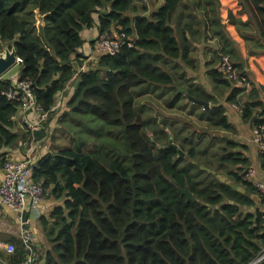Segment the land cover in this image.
I'll return each mask as SVG.
<instances>
[{
	"label": "trees",
	"instance_id": "obj_1",
	"mask_svg": "<svg viewBox=\"0 0 264 264\" xmlns=\"http://www.w3.org/2000/svg\"><path fill=\"white\" fill-rule=\"evenodd\" d=\"M238 4L247 15L244 25L237 22L241 36L264 51V0ZM178 7L177 0L152 10L139 0H0V51L13 47L21 59L12 79L0 76V170L19 160V142L43 140L48 151L23 160L35 161L33 181L43 178L46 198L59 201L39 219L46 247L40 264H264V196L246 175L247 146L222 135L234 129L224 105L203 88L185 91L210 103L198 106L209 128L196 141L187 133L186 147L176 142L182 130L144 116L167 92L165 110L187 98L173 71L176 60L193 66L183 25L172 22ZM185 23L189 29L192 21ZM93 25L113 37L126 33L132 45L114 56H84L82 31ZM218 31V58L231 53L247 75ZM211 79L230 87L226 102L242 109L243 121L264 125V86L251 82L245 91L216 69ZM14 80L31 81L36 102L49 112L33 134L15 130L19 101L5 95ZM149 90L157 94L142 96ZM53 115H60V130ZM260 163L264 173L263 155ZM185 188L190 198L180 192ZM13 244L6 260L17 262L23 246Z\"/></svg>",
	"mask_w": 264,
	"mask_h": 264
},
{
	"label": "crops",
	"instance_id": "obj_2",
	"mask_svg": "<svg viewBox=\"0 0 264 264\" xmlns=\"http://www.w3.org/2000/svg\"><path fill=\"white\" fill-rule=\"evenodd\" d=\"M178 5L182 8L179 11V7L173 12V23L176 19H179L180 24L183 25L187 39H189L190 47V58L193 61V66H188L181 61L176 60L177 65L175 66L174 72H178L181 76L182 85L179 87L181 90L186 91L187 89H199L203 88L207 93L212 95L218 102L224 105L226 116L229 122L232 124L234 129L232 132H226L222 134L225 137L245 144L247 146V151L244 152L247 157L251 160V166L249 168L255 169V176L250 179L253 183L259 181L264 184V173L261 170L260 163V153L258 152L257 145L252 140V126L248 122H245L241 118V114L232 106V103L226 102V97L230 92V87L224 84H215L211 79L212 71L216 69L218 64V54L220 47L222 46L223 39L221 36L225 31L230 39V43L226 45V50L235 51L233 55L234 63H240L243 70L247 73L248 78L251 82L256 85L264 86V51L262 48H254L252 44L241 36L239 28L237 27V22L244 25L247 20V15L245 13H240V6L238 0H177ZM164 0H150L147 8L152 10L161 4ZM228 11L232 12L233 19L230 20L228 17ZM131 15H133L131 13ZM219 19L220 26H217L216 20ZM186 21H192L189 29L187 28ZM211 21H214L213 24ZM248 26V25H247ZM189 31V32H188ZM98 34L95 25L89 28H85L82 31V37L86 40V43L93 40ZM208 35V36H205ZM85 43V44H86ZM85 46V45H84ZM83 46V47H84ZM82 50V48H81ZM249 50H256L258 53L253 54ZM227 54V53H226ZM231 53H228V55ZM96 53H92L93 58ZM230 56V55H229ZM231 58V57H230ZM165 61L164 63H166ZM169 62V61H168ZM239 71V70H238ZM102 73V72H101ZM250 89V88H249ZM249 89L245 90L248 91ZM182 92V91H181ZM183 93V92H182ZM145 95H156L157 91L144 92ZM170 92L165 93L164 97L169 96ZM261 101L264 103V95H261ZM195 104V105H194ZM210 105V103H209ZM202 106L193 103L189 99H183L180 103L176 104L171 111L172 112H182L184 114L188 113L191 115L202 114ZM23 113L18 111L14 117L15 120V130L22 134L23 131L27 129L22 125ZM28 118L32 121H36L37 117L33 113H28ZM205 121V119H204ZM203 121V122H204ZM41 128L39 125L38 130ZM205 128H209L205 121ZM48 131V129H46ZM197 138V134L194 135ZM203 138L206 140L208 134L203 133ZM43 142H33V141H23L19 142L21 149L13 152L15 157L18 159H37L44 155L49 147L45 149ZM1 178V170H0ZM46 202L49 209L59 203V201L54 199H47ZM32 228L36 235L35 245L42 248L41 241L44 240L42 233V226L40 220H34L32 223ZM18 222L15 218V213L9 208L0 205V241L11 242L18 241ZM8 256L5 254L3 249H0V264L2 260H6Z\"/></svg>",
	"mask_w": 264,
	"mask_h": 264
},
{
	"label": "built area",
	"instance_id": "obj_3",
	"mask_svg": "<svg viewBox=\"0 0 264 264\" xmlns=\"http://www.w3.org/2000/svg\"><path fill=\"white\" fill-rule=\"evenodd\" d=\"M139 2L148 5L150 0H139ZM84 45L82 53L90 58L92 53L114 56L120 52L124 45L131 46L132 42L126 33H117L113 37L111 32H103L95 36L93 44L88 42ZM16 60L17 64L21 62L19 57ZM216 70L222 78L245 90L251 87V80L247 75L238 71L228 54H220ZM5 95L9 100L19 101V111L23 113L22 122L32 134L38 130L40 123L48 119L49 112L35 100L31 81L14 80ZM232 106L239 114H242V109L239 106L235 104ZM28 113L37 116L36 122H32L28 118ZM252 140L257 145L259 153L264 157V125H257L252 128ZM34 166L35 161L32 160L8 159L3 163L1 169L0 205L15 213L18 222V238L24 251L22 260L17 262L2 260L1 262H5L4 264H40L41 261L40 253L35 245L36 235L32 223L34 220L40 219L42 215H47L50 209L46 202L44 179L41 178L37 181L32 179ZM246 175L249 179H252L255 176V169L248 168ZM254 184L260 195L264 196V184L259 181ZM0 249H3L6 255H10L14 253L15 246L11 242L0 241Z\"/></svg>",
	"mask_w": 264,
	"mask_h": 264
},
{
	"label": "rangeland",
	"instance_id": "obj_4",
	"mask_svg": "<svg viewBox=\"0 0 264 264\" xmlns=\"http://www.w3.org/2000/svg\"><path fill=\"white\" fill-rule=\"evenodd\" d=\"M175 23H173L174 25ZM237 27H242V25L237 24ZM18 64L16 63L14 66H12L7 72H5L3 74L2 77L4 78H10L13 75H16V73L18 72ZM104 76V73H101V76ZM142 96H148L145 94H142ZM135 106L137 109H141L142 107V100L141 99H135ZM145 102V101H144ZM164 104V96L160 95L158 96V102H156L154 105H152V107H147V111L144 113V116L146 118H153L155 117L156 119H158V123L162 124V126H166L169 125L170 131H174L177 132L178 130H182V132L177 136L176 138V142L177 143H182L185 147L188 146V140L186 139V135L187 133H191L192 138L194 141H196V139H194V135L197 134V132H201L202 130L206 129L205 128V123L203 121H201L202 114H197V115H191V114H184L182 112H172L169 110H165L163 107ZM60 115H53L52 116V127H55L54 130H56L57 127H60L58 124L56 123V121L59 119ZM58 118V119H57ZM108 132H114L115 129L114 128H107ZM71 132H73V130H71ZM147 135H151L150 132H146ZM210 136L213 135H218L216 133L210 132L209 133ZM65 135L63 134L61 136V140L62 142H65L66 139H64ZM58 138H60V136H58ZM115 141V137L111 136L110 137V141L109 142H113ZM205 141V139L201 142L203 143ZM43 142V140L41 141ZM201 143L200 144H196V147H201ZM213 153V152H212ZM211 156V154H210ZM47 196V191H46V195ZM41 246H43L42 248H39V246H37L39 253L41 254V251H43L46 247H45V242L44 240L41 241Z\"/></svg>",
	"mask_w": 264,
	"mask_h": 264
},
{
	"label": "water",
	"instance_id": "obj_5",
	"mask_svg": "<svg viewBox=\"0 0 264 264\" xmlns=\"http://www.w3.org/2000/svg\"><path fill=\"white\" fill-rule=\"evenodd\" d=\"M148 14H145V16H147ZM17 56H16V52L15 49L13 47H7L5 46L3 48L2 51H0V76H3V74L5 72H7L12 66H14L17 62L16 60ZM179 91H182L186 97L192 101L193 103L202 105L203 107H208L209 106V102L201 100V99H197L193 96H190L189 94L185 93V91L181 90L178 86H177ZM180 192L182 194H185L188 198H190V191L185 188L183 190H180Z\"/></svg>",
	"mask_w": 264,
	"mask_h": 264
},
{
	"label": "bare ground",
	"instance_id": "obj_6",
	"mask_svg": "<svg viewBox=\"0 0 264 264\" xmlns=\"http://www.w3.org/2000/svg\"><path fill=\"white\" fill-rule=\"evenodd\" d=\"M37 117V116H36ZM37 120V119H36ZM32 122H36V121H32ZM23 123V122H22ZM24 124V123H23ZM24 126L26 127V125L24 124ZM27 129V128H26ZM35 132V131H34ZM5 252V251H4Z\"/></svg>",
	"mask_w": 264,
	"mask_h": 264
}]
</instances>
